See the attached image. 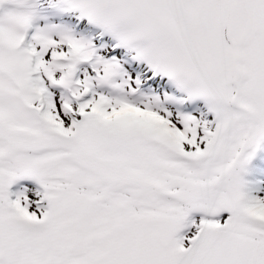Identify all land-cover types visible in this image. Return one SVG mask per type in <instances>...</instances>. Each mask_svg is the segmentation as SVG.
Masks as SVG:
<instances>
[{
	"label": "snow or ice",
	"instance_id": "1",
	"mask_svg": "<svg viewBox=\"0 0 264 264\" xmlns=\"http://www.w3.org/2000/svg\"><path fill=\"white\" fill-rule=\"evenodd\" d=\"M0 264H264V0H0Z\"/></svg>",
	"mask_w": 264,
	"mask_h": 264
}]
</instances>
